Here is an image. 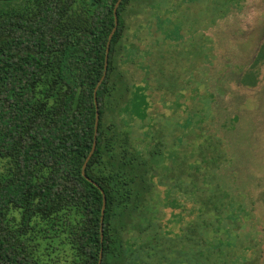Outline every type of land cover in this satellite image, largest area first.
<instances>
[{
  "label": "trees",
  "instance_id": "1",
  "mask_svg": "<svg viewBox=\"0 0 264 264\" xmlns=\"http://www.w3.org/2000/svg\"><path fill=\"white\" fill-rule=\"evenodd\" d=\"M133 1L118 7L107 68L118 0L0 1V264H239L228 194L216 186L207 201L195 196L183 233L164 222L180 185L166 179L161 148L137 145L118 63ZM261 63L264 43L253 69ZM95 142L91 182L83 167Z\"/></svg>",
  "mask_w": 264,
  "mask_h": 264
},
{
  "label": "rangeland",
  "instance_id": "2",
  "mask_svg": "<svg viewBox=\"0 0 264 264\" xmlns=\"http://www.w3.org/2000/svg\"><path fill=\"white\" fill-rule=\"evenodd\" d=\"M126 22L118 63L131 89L136 143L145 153L161 148L166 179L180 185L170 197L180 208H166L164 222L176 220L173 235L183 233L198 213L195 196L207 201L210 189H221L239 264H264V63L253 69L264 0H134Z\"/></svg>",
  "mask_w": 264,
  "mask_h": 264
},
{
  "label": "water",
  "instance_id": "3",
  "mask_svg": "<svg viewBox=\"0 0 264 264\" xmlns=\"http://www.w3.org/2000/svg\"><path fill=\"white\" fill-rule=\"evenodd\" d=\"M0 1H8V0H0ZM121 2H122V0H118L117 4H116V6H115V11H114V12H115V28L113 29L112 33H111L110 36H109V42H108V45H107L106 68H107V65H108V54H109V49H110V43H111L112 37H113L114 33L116 32L117 27H118V16H117V10H118V7H119V5L121 4ZM101 83H102V80L99 82L98 86H99ZM96 92H97V89H96ZM96 92H95V97H96ZM95 101H96V99H95ZM96 105H97V104H96ZM98 121H99V114L97 113V119H96V127H97V128H98ZM97 128H96V129H97ZM95 147H96V142L94 143L93 149H92L90 155L88 156V158H87V160H86V162H85V165H84V167H83V176H85V177H86V173H85V171H86L87 163H88V161L90 160L91 156L93 155L94 150H95ZM86 178H87V177H86ZM87 179H88V178H87ZM88 180H90V179H88ZM90 181H91V180H90ZM91 182H92V181H91ZM94 184H95V183H94ZM95 185H96L98 188H100L97 184H95ZM100 189H101V188H100ZM105 206H106V199H105V197H104L102 214H104ZM102 219H103V218H102ZM100 261H101V260H100ZM99 264H101V262H100Z\"/></svg>",
  "mask_w": 264,
  "mask_h": 264
}]
</instances>
